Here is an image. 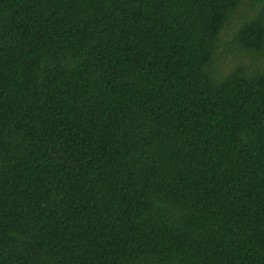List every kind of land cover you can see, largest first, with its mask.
Wrapping results in <instances>:
<instances>
[{
  "label": "trees",
  "instance_id": "obj_1",
  "mask_svg": "<svg viewBox=\"0 0 264 264\" xmlns=\"http://www.w3.org/2000/svg\"><path fill=\"white\" fill-rule=\"evenodd\" d=\"M0 264H264V0H0Z\"/></svg>",
  "mask_w": 264,
  "mask_h": 264
},
{
  "label": "rangeland",
  "instance_id": "obj_2",
  "mask_svg": "<svg viewBox=\"0 0 264 264\" xmlns=\"http://www.w3.org/2000/svg\"><path fill=\"white\" fill-rule=\"evenodd\" d=\"M230 32V29H228V31H227V34ZM229 63V62H228ZM232 65H233V62H232Z\"/></svg>",
  "mask_w": 264,
  "mask_h": 264
}]
</instances>
